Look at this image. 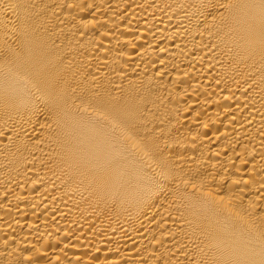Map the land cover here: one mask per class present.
Here are the masks:
<instances>
[{"label":"bare ground","instance_id":"6f19581e","mask_svg":"<svg viewBox=\"0 0 264 264\" xmlns=\"http://www.w3.org/2000/svg\"><path fill=\"white\" fill-rule=\"evenodd\" d=\"M0 264H264V0H0Z\"/></svg>","mask_w":264,"mask_h":264}]
</instances>
